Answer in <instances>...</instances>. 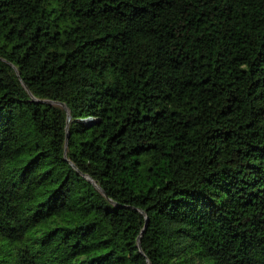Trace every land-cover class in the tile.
I'll use <instances>...</instances> for the list:
<instances>
[{
	"label": "trees",
	"instance_id": "16d2710c",
	"mask_svg": "<svg viewBox=\"0 0 264 264\" xmlns=\"http://www.w3.org/2000/svg\"><path fill=\"white\" fill-rule=\"evenodd\" d=\"M0 264H264V0H0Z\"/></svg>",
	"mask_w": 264,
	"mask_h": 264
},
{
	"label": "water",
	"instance_id": "95a60500",
	"mask_svg": "<svg viewBox=\"0 0 264 264\" xmlns=\"http://www.w3.org/2000/svg\"><path fill=\"white\" fill-rule=\"evenodd\" d=\"M14 67H15V69H16V71L18 72V74L20 75V72H19V70H18V68H17V66L16 65H13ZM24 85H25V87L29 90V88H28V86L24 83ZM29 92L31 93V95L33 96V98L35 99V100H37V101H42V102H44V103H49V104H58V105H60V106H62L65 110H66V112H67V124H66V129H67V136H66V144H65V156L67 157V140H68V137H69V125H70V121H71V118H72V113H71V109H70V107H69V105L65 102V101H60V100H53V99H38L37 97H35L34 96V94H32V92L29 90ZM92 119V118H91ZM72 164L76 167V168H78L77 167V165L74 163V162H72ZM87 177H88V179H90L97 187H98V189H100L104 194H106V192L104 191V189L100 186V184H98L91 176H89V175H87V174H85ZM112 200V199H111ZM113 201V200H112ZM141 210V212L144 214V216L147 218V213L144 211V210H142V209H140ZM146 225H147V223H146ZM146 225H145V227H144V229L146 228ZM144 229L142 230V233H143V231H144ZM141 233V234H142ZM141 234L139 235V237H138V246H139V248H140V250L142 251V248H141Z\"/></svg>",
	"mask_w": 264,
	"mask_h": 264
}]
</instances>
